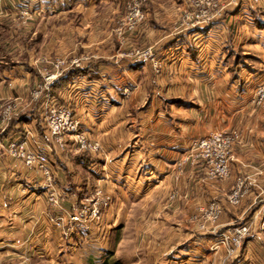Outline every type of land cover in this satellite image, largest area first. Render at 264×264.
<instances>
[{"label": "crops", "instance_id": "1", "mask_svg": "<svg viewBox=\"0 0 264 264\" xmlns=\"http://www.w3.org/2000/svg\"><path fill=\"white\" fill-rule=\"evenodd\" d=\"M124 1L55 0L52 12L80 9L85 20L90 19L86 26L102 29ZM188 1L141 0L146 17L132 43L154 47L162 64L159 74L147 62L133 64L121 57L119 53L127 43L111 39L109 33L81 44L84 51L95 49L97 56L86 63L88 71L82 79L56 96L71 107L80 127L99 139L107 160L99 178L87 176L81 180L77 168L69 166L66 154H49L53 181L67 209L74 210L80 196L99 183L111 192L113 202H150V212L166 210L162 214L165 221L186 223L198 206L214 199L224 200L233 177L242 171L255 178L257 184L240 206L229 209L234 215L227 220L224 212L221 220L250 221L255 211L264 210L263 111L250 101L256 84L264 79V0H235L211 25L178 31L177 18L189 8ZM97 3L104 7L101 15L109 17L108 22L93 20L96 12L92 10ZM18 6V0H0V21ZM14 63L0 68V99L25 98L31 86L34 74L27 66L29 61ZM28 100H24L28 104L20 118L11 121L0 135V146L22 127L35 136L43 135L38 103L29 104ZM232 128L239 130L240 140L230 162L229 179L208 180L200 162L178 167L190 139L212 129ZM42 180L40 172L9 158L0 147V264H97L89 251L85 262H73L78 247L88 243L90 232L78 229L62 234L52 225ZM254 192L259 195L256 206ZM154 217L150 213L143 218L148 223L154 222ZM104 220L107 226L116 227L120 216L109 210ZM156 237L159 235L146 242L150 254L169 256L174 252L180 257L167 259H176L174 264L210 261L211 252L205 258L204 253H194L201 247L207 251L210 239H195L192 247L184 241L175 248L177 243L172 237L163 239V244L154 243ZM244 241L241 260L264 264V230H253ZM100 248L107 252L105 246ZM211 261L214 263L216 258ZM99 264L112 262L104 259ZM129 264H137V260Z\"/></svg>", "mask_w": 264, "mask_h": 264}, {"label": "rangeland", "instance_id": "2", "mask_svg": "<svg viewBox=\"0 0 264 264\" xmlns=\"http://www.w3.org/2000/svg\"><path fill=\"white\" fill-rule=\"evenodd\" d=\"M137 1L139 3V7L141 9V12L143 14V19L140 22H137V28L134 30L129 31L126 28V24L128 21V11L133 6V3ZM235 0H221L222 8H217L214 10L213 13L218 15L216 17L219 19L225 9V6L230 5ZM257 1V0H253ZM45 4L48 6H52V8H55V0L47 1V2H40L41 8L45 7ZM39 5V3H38ZM189 8L187 10L192 9L190 0L188 1ZM57 6V5H56ZM38 7V8H39ZM96 13L93 15V20H99V22H108V18L106 16H102L101 12H103L104 7H101L100 3H97L93 6ZM117 8V6L115 7ZM77 10V11H76ZM72 12L68 13H59L54 14L56 12L51 11H43L42 13H39L38 15L32 17V18H26L25 22H22V19L16 18L13 14H9L7 19V23L4 19L0 21V68L3 66H9L12 64H15V61L22 62L23 60L27 59L29 61V65H27L31 72L34 74V78L32 80L31 86H29V89L27 91V95L24 98V96L19 97H7L4 99H0V115L3 114V112H6V107H8V113L10 114L9 121L5 125L4 129L0 131V135L4 134L6 132V129L8 128V125L11 121L19 119L22 115L24 109L26 108V105L28 104L24 100L29 101V104L38 103L37 109H39L40 113V103L37 99L32 98L31 91L33 88L36 87V82H39L41 79L39 77V74L37 72V68L34 65V59H42L43 57L50 58L51 60L55 57H65L67 62H69L71 57L76 58H85L84 60V66H86V63H88V60L96 58L97 56L96 50L93 49L92 52L90 51H84L82 49H85L84 46H81L82 43L85 42H94L99 40L100 38H104L105 33H109V37L112 39H116L118 41H122L126 44V47L120 51L119 55L121 57L127 58L128 62H132V58L134 57L135 52H141L142 50H145L147 48L152 49V53L155 59L160 63V67L158 68V73H156V70L152 66V63L150 60H143L142 62H147L154 73L159 74L162 68V64L159 61V59L156 57L154 47L151 44L146 43H138L134 44L132 43V40H134L135 37L139 35V29L142 25V23L145 20V10L142 8L141 0H125L121 6H119L118 10L115 12L114 15H111L109 24H107L106 28H96V29H90L89 26H86V24L90 23V19L86 18L84 15H82L80 9H76ZM186 10L182 11L177 18V26L179 22L181 21L182 15L184 14ZM91 12V13H92ZM87 13V12H86ZM85 14V13H84ZM87 17V16H86ZM215 19V20H217ZM107 20V21H106ZM206 25L205 27L211 25L214 21ZM102 24V23H101ZM7 25V26H6ZM9 25V26H8ZM86 26V27H84ZM102 26V25H101ZM106 26V25H103ZM123 26V30L119 31V27ZM102 30V31H101ZM120 32V33H119ZM93 36V38H92ZM132 43V44H131ZM242 56V54H240ZM139 62V63H142ZM139 63H133V64H139ZM72 68V67H69ZM68 68V69H69ZM84 74V73H82ZM51 88V94H52V86ZM44 90V89H43ZM125 94L129 95V90H126ZM177 101V100H176ZM254 106H257L262 109V120H263V114L264 110L261 105L253 104ZM12 111L15 113L12 115ZM41 117V113L39 114ZM42 121V120H41ZM263 124V121H262ZM43 125V124H42ZM264 126V124H263ZM24 127H22L23 129ZM26 129V128H25ZM233 129V128H232ZM217 130V129H212ZM231 130V129H229ZM211 130L206 132L205 134L198 135L194 137L193 139H198L206 134H208ZM227 131V130H226ZM19 132V131H18ZM89 135V133H88ZM40 136H42V133H40ZM90 139H97L93 135H89ZM10 139V138H9ZM192 139V140H193ZM191 139L188 142V149H186V153L181 159L180 162H178V167L183 166L185 164H195L191 163L189 159H186V156L191 154V147L190 143L192 141ZM100 142V141H99ZM6 143V142H5ZM4 143V144H5ZM101 145V142H100ZM3 146H0L3 150ZM4 151V150H3ZM235 151V148L233 152ZM66 154L67 160L69 159L70 167H75L78 178L80 179H86L87 176H89L91 179H97L101 176L100 170H102V164L105 163L107 160L105 151L103 150L102 145L100 146L99 152H79L75 150H65V151H56ZM85 153L89 155V158H91L89 167L90 169L86 168V166L82 165L80 163V160L78 159V154ZM52 155V153H51ZM235 156V154L233 153ZM234 159V158H233ZM231 175H229L228 179ZM241 178L244 183L251 182V185H249L248 191L244 194L242 199L240 200V203L236 206H231L228 204V194L231 192L232 186L235 184V181L237 178ZM232 185L230 187V190L227 191V194L224 198V200H212L214 202H219V204L222 206V214L227 215V220L234 214L229 213V209L233 211L234 207L237 208L241 205L244 198L252 192L251 187L255 185L256 179L252 178L251 175L245 174L242 171H240L237 175L233 177ZM257 184V183H256ZM58 191L61 194V198L58 200L56 205H50L48 201L45 198V201L48 204V208L51 211V218L50 221L53 225V218L56 216L62 215L63 213H74L76 209L79 208L82 202L93 204L95 202H86L85 198L91 197L94 195L96 190H101L103 194L109 196V202L106 206L100 207V217L97 222H90L89 228L84 229L81 227H78L77 229H73V231L81 229L85 232H90V237L88 240V243L82 245V247H78L75 255L73 256L72 260L73 262H85V254L89 251L90 254L94 255V260L97 264L102 262L104 259H108L109 262H112V264H129L131 260H137V264H174L176 259L178 257L176 254L174 255V252H170L169 256L168 254L159 253V254H150L149 251L146 248V242L151 238H153L155 235H159V237H156L154 240V243H162L163 239H167L168 237H172L175 242L177 243L175 245V248L182 246V243L185 241V243H191V247L194 244L195 239L197 241L200 238H205L206 240L210 239V234L208 231H205L203 229H199V225L202 220H204L205 212H203L200 208L206 207L208 204L205 203L204 205L198 206L190 215L189 222L186 223H173V222H167L165 221V218L163 217V213L166 210H163L164 212H158V210H155L152 212V207L149 208L150 202H123L121 205L119 202H113L112 194L110 191H108L106 188H104L101 184L97 183L93 187H91L85 194H82L79 198V200L76 203L74 210L67 209L64 205H62V199L63 195L60 191L59 186L57 185ZM44 194V193H43ZM255 194V202L254 206H256L259 202V195L257 192H254ZM173 197V194L171 193L170 198ZM160 204V203H159ZM111 211V214H114L118 212L120 216V222L118 221L115 226H107L105 223V214L107 211ZM155 214L156 218L154 222L150 221L147 223L145 217L148 214ZM231 215V216H230ZM234 219V218H233ZM221 217L219 218V223H221V229L225 228L228 223L227 221H220ZM233 223H238L233 222ZM68 226V223L65 221H61V225L55 227L57 228L62 234H70V232L65 233V230ZM223 226V227H222ZM204 231V232H203ZM182 234L183 237H180L179 234ZM169 235V236H168ZM153 243V244H154ZM105 246L107 249V252L105 253L104 250H101V246ZM155 245V244H154ZM108 250L111 255H108ZM201 254L204 253L202 256H206L208 254V250L206 251L203 247L200 249ZM173 254V256L170 254ZM137 254V255H136ZM200 257V258H203ZM212 257L214 258V255H210V261L208 264L212 263ZM176 258L174 260H171L168 262L167 259ZM205 258V257H204ZM71 260V261H72ZM119 260V261H117ZM206 260V259H205ZM26 261V260H25ZM115 261V262H114ZM114 262V263H113ZM207 262V261H206ZM72 263V262H71Z\"/></svg>", "mask_w": 264, "mask_h": 264}, {"label": "built area", "instance_id": "3", "mask_svg": "<svg viewBox=\"0 0 264 264\" xmlns=\"http://www.w3.org/2000/svg\"><path fill=\"white\" fill-rule=\"evenodd\" d=\"M43 1L51 0H18L20 6L14 9L13 14L16 18L22 19V22H25L26 18H32L37 13L43 12V10L52 12L53 8L50 6L39 7L35 10L29 9L30 6L40 4ZM190 4L192 9L186 10L182 15L178 24V31L205 27L213 19H217L218 15L213 13L214 10L222 8L221 0H190ZM142 19L143 14L139 3L135 1L128 11L129 22L126 24V28L129 31L136 29L137 22ZM121 29L123 30V26L119 27V31ZM34 60V65L41 80L36 82V87L32 89L31 94L32 98L37 99L40 103L43 135L35 136L30 130L23 128L6 141L3 150L9 158L18 160L25 167L33 168L41 173L43 193L48 203L53 206L57 204L61 194L53 181L49 154L67 149L76 152H99L101 145L98 140L90 139L88 132L80 127V121L74 117L71 107L51 94L52 82L62 76L69 67L84 66V60L86 59L71 57L67 62L65 57H55L52 60L43 57L41 60L38 58ZM143 60H150L156 73H158L160 63L154 58L151 48L135 52L132 58L133 63H139ZM81 77L82 74L77 75L65 88L71 83L74 85V82L82 79ZM250 101L252 104L261 105L264 110V79L256 84ZM5 111L0 115V131L4 129L10 120L8 107ZM14 113L12 111V115ZM262 121L264 124V117ZM239 140L238 129L211 130L208 134L191 141L192 153L187 155L186 159H189L191 163L200 162L206 168L208 180L225 181L230 175V162L234 158L233 150ZM249 185H251V182L243 184V180L238 177L228 194V204L231 206L238 205L248 191ZM109 199L108 194L105 195L98 189L93 196L85 198L86 202L95 203L82 202L74 213L65 212L63 216H56L53 218V226L57 227L61 225V221H65L68 223L66 227L68 230L66 229L65 233H73V229L78 227L88 229L90 222L98 221L100 207L106 206ZM254 203L256 202H253V205ZM200 209L205 212V215L199 229L208 231L210 234L207 250L216 258V261L211 264H253L241 260L244 240L253 230H264V210L259 208L255 211L250 221L228 223L225 228L221 229L219 218L222 216V206L219 202L209 201L206 207ZM194 253L196 255L201 254L199 249H196Z\"/></svg>", "mask_w": 264, "mask_h": 264}, {"label": "trees", "instance_id": "4", "mask_svg": "<svg viewBox=\"0 0 264 264\" xmlns=\"http://www.w3.org/2000/svg\"><path fill=\"white\" fill-rule=\"evenodd\" d=\"M88 71L87 66L82 67H72L65 71V73L58 77L56 80H54L51 84L52 86V95L56 96L58 91L65 88V86L74 79L77 75H80L82 73H86ZM78 159L80 160V163L86 168L90 169L89 164L91 161V158H89V155L85 153L78 154Z\"/></svg>", "mask_w": 264, "mask_h": 264}]
</instances>
